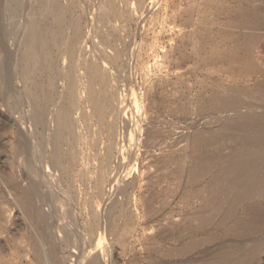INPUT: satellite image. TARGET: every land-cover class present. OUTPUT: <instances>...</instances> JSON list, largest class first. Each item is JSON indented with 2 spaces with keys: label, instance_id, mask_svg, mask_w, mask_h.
Wrapping results in <instances>:
<instances>
[{
  "label": "rangeland",
  "instance_id": "rangeland-1",
  "mask_svg": "<svg viewBox=\"0 0 264 264\" xmlns=\"http://www.w3.org/2000/svg\"><path fill=\"white\" fill-rule=\"evenodd\" d=\"M55 3L43 18L22 0L12 19L0 0V264H92L99 251L105 264H264V0ZM59 8L65 36L50 47L65 74L40 77L53 84L43 128L20 36L32 18L59 27ZM70 66L75 162L39 169L28 138L55 136Z\"/></svg>",
  "mask_w": 264,
  "mask_h": 264
},
{
  "label": "bare ground",
  "instance_id": "bare-ground-1",
  "mask_svg": "<svg viewBox=\"0 0 264 264\" xmlns=\"http://www.w3.org/2000/svg\"><path fill=\"white\" fill-rule=\"evenodd\" d=\"M40 1V3H41V5H40V7H41V9H42V11H43V13H41V16L44 18V16L46 15V12L45 11H51V10H49V8L52 6L53 7V5H55L56 3V0H39ZM58 1V0H57ZM60 1V0H59ZM21 2H22V0L20 1V0H7V10L8 9H10V11L11 12H9V13H11V15H12V19H13V16H15V17H17L18 16V10H19V8L21 7ZM59 3V2H58ZM57 5H61V3L60 4H57ZM73 5V4H72ZM51 7V8H52ZM61 7V6H60ZM63 7V6H62ZM57 8V7H56ZM55 8V9H56ZM64 8V7H63ZM60 9V8H59ZM54 10V9H53ZM41 10H40V12H42ZM66 11V10H65ZM65 11L62 9H60L58 12L56 11V13H58V21H59V27H57V28H51V27H48V28H45V26H44V24H40L39 22H37L36 21V18H32V20H30V22H29V24H28V30H27V32L26 33H23V34H21V38H20V46L22 45V48H24L25 47V50H24V52H22V54H21V57H20V62H21V64H22V70H23V74L22 75H24V77L26 78L25 80H28V92L30 93L29 95H30V97H28L29 98V103H28V106L30 107V111H31V117L33 118V121L35 122V123H37L38 125H41L43 128H45L46 126L45 125H47L48 124V120H47V124H45L46 123V119H48L47 117H46V114H45V111H46V106H45V104L46 103H48V102H46L47 101V99H49V98H51V97H48V96H50L49 95V91L51 90L50 89V86L52 85L53 86V84H51V85H48L46 82V84H47V86L46 85H44L43 83H42V81H41V78L40 77H42L43 75H45V73H46V71L47 70H49L50 69V71L51 72H55V74H59V72H56V70L54 69V66H56L55 64H54V57H53V52H52V49H51V47H50V43H51V41L52 40H54V42H56L57 40H62L63 39V36H65L64 35V28H63V24H64V22H65V19L67 18L66 16V13H65ZM68 11H69V9H68ZM52 12V11H51ZM51 12H49V13H51ZM54 12V11H53ZM48 13V14H49ZM68 13V12H67ZM20 14V13H19ZM52 14V13H51ZM69 14V13H68ZM10 15V14H9ZM50 15V14H49ZM52 16H53V14H52ZM14 17V18H15ZM41 17V18H42ZM48 17V15H46V18ZM54 17H55V15H54ZM241 17V19H243L242 21H248V19H249V15H247L246 13H243V15L242 16H240ZM69 19V18H68ZM51 20V19H50ZM56 19H54V21H55ZM66 21H68L67 19H66ZM74 21H75V19H74ZM78 21V20H77ZM13 22V21H12ZM79 22V21H78ZM78 22H75L76 24L74 25V23H73V25H74V34H75V36L73 37V41H72V43L71 44H67L69 47H70V50H69V52L70 53H72L74 50V43H77V41L80 39V32L82 31H80L79 32V26L81 27V25H79L78 26ZM14 23H12V25H13ZM72 24V23H71ZM11 25V24H10ZM55 26H57V25H55ZM67 26V24L65 25V27ZM13 27V26H12ZM17 27V26H16ZM7 29V28H6ZM8 30H9V28H8ZM11 30V29H10ZM13 30H14V28H13ZM17 30V29H16ZM15 30V31H16ZM66 30V29H65ZM70 30V29H69ZM73 30V29H72ZM12 31V30H11ZM83 32V31H82ZM81 32V33H82ZM68 35V34H67ZM73 36V35H72ZM8 38V37H7ZM14 38H15V36H14ZM64 40V39H63ZM22 43V44H21ZM59 43V42H58ZM57 44V43H56ZM60 44V43H59ZM60 45H62V44H60ZM60 48V47H59ZM17 59H18V57H17ZM55 59H56V57H55ZM19 60H17V61H19ZM93 61V60H92ZM19 62V63H20ZM71 63V62H70ZM90 64H93V65H91V66H89L90 67V71H91V73H92V75H94L95 76V78H94V80L96 79V77L98 76L99 77V71L101 70V69H98L99 67L96 65V63L95 62H93V63H91V62H89ZM94 63H95V65H94ZM72 64V63H71ZM72 66H73V64H72ZM88 66V65H87ZM74 67V66H73ZM21 68V67H20ZM87 68V67H86ZM55 70V71H54ZM88 70H89V68H88ZM58 71V70H57ZM61 73V72H60ZM66 73H68L67 75H66V77H67V81H68V83H67V81H66V85H68L67 87H66V92H67V94H66V96H68V99H66V100H68V101H66L65 103H67V104H63L62 102H61V106L58 108V107H56V108H58V109H56L57 111L55 112V115H53L54 117V128H55V131H56V133H55V136L54 137H32V138H30L29 136V138L28 139H33V140H31L33 143L31 144V145H33L32 146V154H33V156H34V159H35V161H36V165L39 167V169H41V167H44V166H46V167H49V168H51V167H57V168H59V169H61L62 171H66L67 170V168L69 167V166H71L74 162H75V156H73V155H71L70 153H69V145H70V143H69V141H68V138L66 137V134H67V132L69 131V130H72V128L74 127V125H73V122H72V117H71V113L73 112L72 110L73 109H71L70 110V108H71V106H72V104H75V102H74V100H75V95H76V93H74V90H75V88H76V82H75V78L73 77V70L71 69V66H70V70H69V72H66ZM55 74H53V75H55ZM65 74V73H64ZM63 74V75H64ZM86 74H87V72H86ZM101 74V73H100ZM51 76H50V78L51 77H53L52 76V74H50ZM62 74H59L58 76H61ZM62 75V76H63ZM89 73H88V77H89ZM102 75V74H101ZM107 75V74H106ZM93 76V77H94ZM44 77V76H43ZM55 77V76H54ZM54 77H53V79H54ZM91 77V76H90ZM89 77V78H90ZM44 79V78H43ZM42 79V80H43ZM47 79V78H46ZM49 79V78H48ZM47 79V80H48ZM52 79V80H53ZM55 79H57V78H55ZM59 79V78H58ZM60 79H61V77H60ZM91 79V78H90ZM98 79V78H97ZM101 79V78H100ZM24 80V79H23ZM102 80V79H101ZM55 81V80H54ZM88 81V80H87ZM106 81V80H105ZM109 81V80H108ZM52 82V81H51ZM56 82V81H55ZM92 82H94V81H92ZM91 82V84H89V82H87L90 86H89V88H90V90H89V97H90V99H92V103L94 104V105H92L93 107L95 106L97 109V113H99L98 111L100 110L101 111V107L98 105V102H96L97 101V99H95V97H94V94H97V93H94V88L92 89V83ZM96 82H98V80L96 81ZM107 82V81H106ZM26 83V82H25ZM57 83V82H56ZM99 83V82H98ZM104 83V82H103ZM11 85H12V83H11ZM103 85V84H102ZM105 85V84H104ZM54 87H56V84H55V86ZM54 87H51V88H54ZM95 87V86H94ZM100 87V86H99ZM50 89V90H49ZM67 89H68V91H67ZM87 89V88H86ZM52 91V90H51ZM50 91V92H51ZM106 91V90H105ZM65 92V93H66ZM107 92V91H106ZM86 93H87V90H86ZM25 94H27V92L25 91ZM51 94V93H50ZM102 94H103V92H102ZM107 95V94H106ZM51 96H54V95H52L51 94ZM96 96H98V95H96ZM102 96V95H101ZM105 96V95H104ZM107 97V96H106ZM105 97V98H106ZM88 97L86 96V99H87ZM96 98H98V97H96ZM102 98V97H101ZM25 99H26V96H25ZM89 99V98H88ZM98 99H100V98H98ZM110 99V98H109ZM103 100H105L104 98H103ZM107 100V99H106ZM52 101V100H51ZM88 101V100H87ZM91 101V100H90ZM102 101V100H101ZM110 101V100H109ZM108 101V102H109ZM107 102V101H106ZM56 103V102H55ZM59 103H60V101H59ZM90 103V102H89ZM58 104V103H57ZM109 104V103H108ZM51 105V104H50ZM49 105V106H50ZM89 106H91V104L89 105ZM91 106V107H92ZM105 106H106V104H105ZM108 106V105H107ZM111 106V104L109 105V107ZM70 107V108H69ZM73 107H74V105H73ZM92 107V108H93ZM54 108V107H53ZM104 108V107H103ZM107 108V107H106ZM105 108V109H106ZM50 109V108H49ZM48 109V110H49ZM108 109V108H107ZM106 109V110H107ZM54 110V109H53ZM96 110H93V112L95 111L96 112ZM103 110V109H102ZM48 112V111H47ZM94 112V113H95ZM102 112V111H101ZM50 113V112H49ZM48 113V114H49ZM54 113V112H53ZM101 114H103V115H105L103 112L101 113ZM50 115V114H49ZM98 115V117H100L99 116V114H97ZM51 117V116H50ZM100 120H101V118H100ZM45 126V127H44ZM264 138V137H263ZM262 138V139H263ZM254 139H256V138H254ZM258 139L259 138H257V140L255 141V140H253V147L254 148H260L261 147V144L263 145V143L261 142V140L260 141H258ZM264 141V140H263ZM46 144L47 145H50V150L48 151V153H47V150H46ZM49 147V146H48ZM263 155V154H262ZM256 157V156H255ZM255 157H254V159H255ZM259 158V157H258ZM254 159H251V160H254ZM258 159H255L254 161H255V163H257L256 161H257ZM259 161V160H258ZM261 161H262V158H261ZM67 162V163H66ZM248 162H250V161H248ZM252 162H250V164H251ZM254 163V162H253ZM264 163V162H263ZM244 164H247L246 162L244 163ZM249 164V165H250ZM254 165V164H253ZM258 176H256V178H257ZM254 178V177H253ZM258 179V178H257ZM257 179L255 180V179H252V180H254V182H256L257 181ZM47 180V178L46 177H44V181H46ZM247 182H249V181H247ZM252 182V181H251ZM251 182H249V183H247L248 185L251 183ZM254 182H253V184H254ZM244 183H246L245 181H244ZM244 183H243V186L245 187V185H244ZM242 187V186H241ZM248 187V186H247ZM252 187H253V185H252ZM243 188V187H242ZM249 188V187H248ZM244 189V188H243ZM246 189V188H245ZM53 196H56V193H54V192H52V193H50V195H49V197H53ZM61 201V200H60ZM60 207V206H59ZM60 208H62V207H60ZM64 209V208H63ZM62 209V210H63ZM69 210V209H68ZM63 212V211H62ZM64 214V213H63ZM68 215H70V214H68ZM65 216V215H64ZM61 217V216H60ZM72 218V217H71ZM43 221H44V223L45 224H48V218H46V217H43ZM61 224V223H60ZM112 225V224H111ZM60 226V228L62 229L63 228V226H61V225H59ZM65 228V227H64ZM111 228H112V226H111ZM113 228H114V226H113ZM65 230V229H64ZM113 230V229H112ZM67 231V230H66ZM65 232V231H64ZM63 232V233H64ZM75 233V232H74ZM68 235H69V233H68ZM90 261L92 262V264H105L106 262V259H105V254L103 253V252H101V251H99V252H95V254L94 255H92L91 256V258H90ZM245 261V257H238V258H236L235 259V262H234V264H243V262Z\"/></svg>",
  "mask_w": 264,
  "mask_h": 264
}]
</instances>
